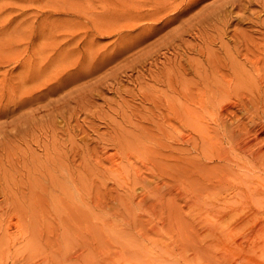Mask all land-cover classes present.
<instances>
[{"label": "rangeland", "instance_id": "374dc122", "mask_svg": "<svg viewBox=\"0 0 264 264\" xmlns=\"http://www.w3.org/2000/svg\"><path fill=\"white\" fill-rule=\"evenodd\" d=\"M263 155L264 0H0V264H264Z\"/></svg>", "mask_w": 264, "mask_h": 264}, {"label": "bare ground", "instance_id": "6f19581e", "mask_svg": "<svg viewBox=\"0 0 264 264\" xmlns=\"http://www.w3.org/2000/svg\"><path fill=\"white\" fill-rule=\"evenodd\" d=\"M257 155H258V154H257ZM257 155H256V156H257ZM260 158H261V157H260ZM262 159H263V160H261V162H262V164L264 165V155L262 156ZM262 240H263V239H262ZM257 244H258V243H257ZM257 248L260 249L261 251H264V240H263L259 245H257ZM261 251H260V252H261ZM261 253H262V252H261Z\"/></svg>", "mask_w": 264, "mask_h": 264}]
</instances>
